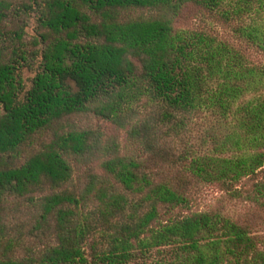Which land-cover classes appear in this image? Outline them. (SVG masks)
<instances>
[{
  "label": "trees",
  "instance_id": "obj_1",
  "mask_svg": "<svg viewBox=\"0 0 264 264\" xmlns=\"http://www.w3.org/2000/svg\"><path fill=\"white\" fill-rule=\"evenodd\" d=\"M246 179L264 211V0H0V264H264L192 209Z\"/></svg>",
  "mask_w": 264,
  "mask_h": 264
},
{
  "label": "rangeland",
  "instance_id": "obj_2",
  "mask_svg": "<svg viewBox=\"0 0 264 264\" xmlns=\"http://www.w3.org/2000/svg\"><path fill=\"white\" fill-rule=\"evenodd\" d=\"M35 23L36 21L32 19L31 26L28 28L29 35L33 32L32 29ZM220 27L221 31H225L222 26ZM23 74L27 88H29L31 80L35 75V70L26 68ZM99 129L108 136L115 133L114 127L108 123H105ZM120 133L122 132L120 131L118 133L121 135L120 138L122 140L123 136ZM90 170V166H82L80 168V174H86ZM94 170H97V167H94L93 171ZM247 180L248 179L243 181L241 185L243 188L240 186L243 193L241 198L232 197L229 192L220 185H204L202 189L194 195L195 200H193L192 209L198 211H221L241 222L243 221L252 224L255 232L264 235V211L258 206V204L247 197L246 191L252 184V181Z\"/></svg>",
  "mask_w": 264,
  "mask_h": 264
}]
</instances>
